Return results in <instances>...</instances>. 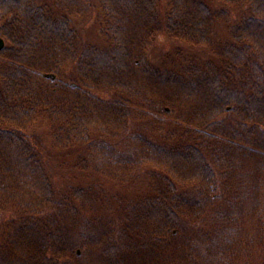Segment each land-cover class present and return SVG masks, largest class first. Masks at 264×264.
<instances>
[{
	"label": "trees",
	"instance_id": "trees-1",
	"mask_svg": "<svg viewBox=\"0 0 264 264\" xmlns=\"http://www.w3.org/2000/svg\"><path fill=\"white\" fill-rule=\"evenodd\" d=\"M216 2L239 21L205 0H97L91 44L72 8L0 0V264H264V0ZM160 32L211 56L157 66ZM39 120L79 170L143 190L58 191Z\"/></svg>",
	"mask_w": 264,
	"mask_h": 264
},
{
	"label": "rangeland",
	"instance_id": "rangeland-1",
	"mask_svg": "<svg viewBox=\"0 0 264 264\" xmlns=\"http://www.w3.org/2000/svg\"><path fill=\"white\" fill-rule=\"evenodd\" d=\"M216 10L227 9L231 11V24L237 23L242 15V10L226 7L224 4L216 2V0H205ZM39 4L57 5L61 8H72L71 20L72 26L80 33L82 40L86 43L101 44L104 38L99 31V11L97 0H75L72 6V0H37ZM162 11L166 10L165 2L162 5ZM225 26H221V30L226 34ZM177 50H181L185 55H196L201 59H208L211 53L208 48L190 47L169 38L165 33L160 32L158 38L149 50V57L153 64L160 65L167 58L175 54ZM138 128V127H137ZM28 136L36 145L38 152L45 162L47 171L51 180L58 191L67 190L76 186H92L98 187L100 190H106L111 194L115 193H133L138 194L143 190L142 179L135 184L128 186L117 185L115 182L100 176L94 170L87 172L81 171L76 164L83 151L78 148L58 149L53 142L51 130L46 120H39L28 131ZM117 152H123V144L115 141ZM95 187V188H96Z\"/></svg>",
	"mask_w": 264,
	"mask_h": 264
},
{
	"label": "water",
	"instance_id": "water-1",
	"mask_svg": "<svg viewBox=\"0 0 264 264\" xmlns=\"http://www.w3.org/2000/svg\"><path fill=\"white\" fill-rule=\"evenodd\" d=\"M5 46H6L5 40L2 37H0V51H2L5 48ZM47 77L55 79L54 75H47Z\"/></svg>",
	"mask_w": 264,
	"mask_h": 264
}]
</instances>
